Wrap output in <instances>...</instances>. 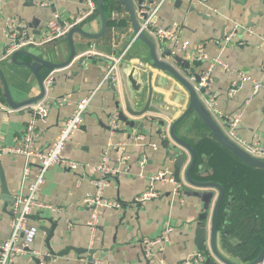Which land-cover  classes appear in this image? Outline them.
<instances>
[{
    "label": "crops",
    "instance_id": "obj_1",
    "mask_svg": "<svg viewBox=\"0 0 264 264\" xmlns=\"http://www.w3.org/2000/svg\"><path fill=\"white\" fill-rule=\"evenodd\" d=\"M157 1L150 0L148 3L153 6ZM193 1L167 0L159 8L156 22L164 26L177 24L182 27L183 37L191 44L202 43L208 59L192 60L191 49H188V53L178 56L189 61L195 72L209 77L207 96L214 98L215 107L223 117H239L238 134L248 141L258 140L264 145V90L255 91L251 84L246 83L230 93L236 77L218 65H209L212 57H219L231 68L244 70L264 84V0ZM37 2L38 0L0 2V55L7 46L3 34L4 16H18L29 34L37 37L42 34L46 22L54 12L71 21L85 8V0H56L54 5L49 7L40 6ZM104 3L110 6L105 33L96 39H88L74 33L76 53L71 64L61 69L41 66L38 71L43 80L48 76L52 78V83L41 100L48 109V116L45 121L38 120L36 123L38 136L35 147L38 150H44L57 136L63 122L72 113L75 102L97 87L107 64L105 55L121 53L126 49L125 54L133 57L128 61L130 63H138L142 54L147 55L146 45L135 38L129 12L117 0H107ZM234 24H240L242 27L230 42H214L216 38L220 39L228 34ZM78 25L90 33H97L101 29V18L95 11ZM26 49L56 63L63 62L69 55L66 36L43 46H29ZM6 60L0 61V67L12 99L21 102L36 96L39 93V85L35 76L26 67ZM17 60L28 61V58L20 54ZM143 65L150 69L147 62ZM153 72L154 76L160 75L164 78L160 87L153 88L154 92L163 96L164 108L177 106L182 95L175 89L178 86L176 81L166 72ZM116 85L115 95L109 83L104 84L95 93L80 129L66 144L63 157L67 160L95 164L110 140L124 141L125 145L109 152L111 165L117 167L120 172L109 175V185L104 190V197L116 201L119 207L101 209L96 238L90 245L87 226L90 210L83 200L94 191L91 184L93 176L84 173L82 169L72 171L53 166L46 172L37 198L56 210H35L33 214L51 217L56 222L51 239L55 253L65 246L95 248L94 258L99 261L97 264H179L197 251L193 243V231L201 211L199 202L195 203L192 197L183 195V188L179 195L172 194V185L168 182L157 184L161 194L156 199L136 203L134 197L147 188L148 179L152 174L160 170L173 172L175 156L185 151L172 140L169 147H163L161 139L153 132L157 128L156 124L151 125L148 120L142 128L130 127L120 121V128L112 136L108 128L109 115L115 108H124L119 76ZM179 89L182 90L180 86ZM56 98L65 100L59 105L54 102ZM179 107L175 114L172 111L173 118L179 116L185 108L184 105ZM30 115L28 106L9 108L3 98L0 81V145H19ZM144 116H155L158 120H164L166 125L171 121L165 115ZM177 130V134L189 142L195 152L199 153V159L201 158L198 164L203 167L204 173L195 169L194 173L192 171L195 176L193 177H212L215 173L210 164L212 155L202 152L204 138L213 139L211 135L189 117L178 125ZM136 135H142L140 140H134ZM162 136L169 138L168 135ZM143 153L147 154V159L141 166L139 161ZM124 154L127 159L125 163H120L119 159ZM0 165L9 194L16 197L20 191L25 193L26 185L21 184L23 157L0 154ZM35 169L36 163L32 162L29 179ZM185 184L184 182L183 187ZM257 193H261L258 188ZM3 196L0 182V242L9 235L11 217V207L6 204ZM247 197L255 199L256 202L245 200ZM241 198L236 201L239 204L235 203L233 208L226 212L230 224L224 241L230 245H223V239H219L218 244L220 251L236 262H246V257L257 249L256 245H253L254 241L255 244L258 242L257 238L262 237L260 233L264 230V199L260 200L248 189ZM29 223L38 228L40 224L50 225L49 222L38 219H30ZM166 226L171 228L167 239L161 247L155 245L156 259L150 261L145 256L142 241L144 238L158 236ZM218 226L219 236L224 224L220 222ZM45 238V233L39 230L32 244V247L40 252L39 257L42 260L43 256L48 254ZM87 256V252L77 253L70 249L67 254L56 255L51 261L45 259L41 264H89ZM11 264L37 263L26 253L16 255Z\"/></svg>",
    "mask_w": 264,
    "mask_h": 264
},
{
    "label": "built area",
    "instance_id": "obj_2",
    "mask_svg": "<svg viewBox=\"0 0 264 264\" xmlns=\"http://www.w3.org/2000/svg\"><path fill=\"white\" fill-rule=\"evenodd\" d=\"M2 1L3 0H0V2ZM55 1L56 0H38L37 4L49 7L53 6ZM133 1L135 2V11L140 31L150 36L154 40L157 48H159L161 44H167L171 48L172 52L182 55L188 53V49H191L190 52L192 54V60L208 59V55L205 52L202 43L191 44L188 39L183 37L181 26L177 24L164 26L156 22L159 8L167 0H158L153 6L148 3L150 0H141L139 3L138 0ZM188 1L194 2L193 0ZM95 11L96 0H85L84 10L78 17L71 21L63 19L58 12H54L51 18L46 22L42 34L37 37H33L29 34L28 30L25 28L18 16H4L3 34L6 37L7 46L4 52L0 55V61L8 59L15 50L29 46H43L44 44L50 43L57 38L63 37L71 27L78 25ZM241 27L242 25L240 24H234L228 34H225L220 39L216 38L214 42L220 44L230 42L236 35L238 29H241ZM125 53L126 49L119 53L117 57L105 55L106 58H110L111 62L106 64L99 84L92 91L88 92L87 95L81 97L75 102L72 113L63 122L57 136L44 150H38L35 147L36 138L38 136L36 123L38 120L45 121L48 116V109L42 101L28 106L30 108L31 117L27 121L23 130L20 138V144L0 145V154L23 157L24 168L21 177V184L23 186L26 185V192L24 193L20 191L19 195L16 196L13 206L11 207L9 235L5 240L0 242V264H11L16 255L26 253L41 259V257H39L41 256L40 252L32 247L39 228L38 226L29 223V215L33 214L35 210H43L47 208L56 210L55 207L46 204L37 198L40 188L45 181V174L48 169L53 166H61L72 171L82 169L84 173H88L93 176L91 184L94 187V191L92 194L87 195L83 200L84 205L90 210L87 222L90 245L93 244L96 238L101 209L105 207H119V204L116 201L104 197V190L109 185V175L120 172L117 167L111 165L109 152L110 150H114L125 145L126 143L124 141L116 142L114 140H110L100 159L95 164L67 160L63 157V152L66 144L80 129L86 110L95 93L104 84L117 82V66L124 58ZM209 65L210 67L218 65L224 71L231 73L236 77V81L231 85L230 93L235 92L240 86L246 83L251 84L253 90L255 91L264 90V84L261 81L252 78L244 70L231 68L227 62L219 57H212L209 61ZM208 78V76L202 75L199 86L207 84L206 80ZM43 82L47 90L52 83V78L48 76ZM64 100V98H56L54 102L61 105ZM205 103L209 111L218 118L225 134L233 142H235L248 154L264 159V145H262L258 140L248 141L238 134V116L230 118L224 117V120H220L223 116L215 107L214 98L212 96H207ZM119 112V108H115L109 115L108 128L112 136L117 132L121 125ZM164 135H167L166 130H164ZM141 137L142 135H136L134 140H140ZM152 146L155 147V144ZM126 159L127 155L124 154L120 157L119 161L120 163H125ZM146 159L147 154L143 153L140 156L139 161L141 166H143ZM32 162L36 163V169L32 178L29 179L32 172ZM164 182H168L172 185V194L176 196L181 192L184 183L182 181L176 182L172 172L169 170H160L149 177L147 188L134 197V202L144 203L158 198L161 192L157 188V184ZM170 230L171 228L166 226L158 236L143 239L142 244L144 245V253L150 261H154L156 259V253L154 252L155 245H163ZM205 256L206 253L204 251L197 250L183 259L179 264H203ZM95 263L97 264L99 261L96 260ZM257 264L264 263L261 262Z\"/></svg>",
    "mask_w": 264,
    "mask_h": 264
},
{
    "label": "water",
    "instance_id": "obj_3",
    "mask_svg": "<svg viewBox=\"0 0 264 264\" xmlns=\"http://www.w3.org/2000/svg\"><path fill=\"white\" fill-rule=\"evenodd\" d=\"M107 0H96V12H98L101 18V29L97 33H90L79 25L71 27L64 37L66 36L69 44V55L63 62H52L42 56L30 52L27 47L15 50L7 60H10L16 65H22L26 67L37 79L39 85V93L36 96L25 99L21 102H15L12 99L8 84L6 82L4 73L0 67V81L3 87V98L6 104L11 109H17L24 106H30L41 101L46 93V87L44 85L43 78L40 77L38 71L41 66H45L49 69H61L69 66L74 59L76 48L73 41V34L79 33L88 39H96L101 37L106 29L108 19L106 13L102 8V4ZM118 3L123 5L124 9L129 12L131 25L136 38L146 45L148 51L147 55L142 54L139 57L138 63H130L129 60L133 59L131 56L125 54L124 58L118 63L117 76L120 78V88L122 92L124 108L119 112V120L125 122L128 126L134 128H142L145 125V121H149L151 125L156 124L154 134L161 139L162 146L169 147L170 140L176 145L184 149V153L177 154L174 160L173 177L176 182L184 181L186 184L183 187L182 193L185 196H190L194 199L195 203L200 204V213L195 223L193 231V243L197 250L204 251L206 253L203 264H257L264 263V246L258 251V253L252 259H245L246 262H236L234 259H229L220 251L219 239H223L222 243L225 246L230 244L224 241L228 231L222 229L221 234L218 236L219 226L218 217L220 212V206L224 199L225 190L223 186L215 181L196 179L192 175V171L195 167L197 155L192 145L185 139L180 137L178 132V125L183 122L187 117L191 118L193 122L203 126L207 132L214 138L221 146L229 150L232 154L237 156L243 162L250 166L264 169V159L254 157L244 151L235 142H233L224 132L218 118L214 116L206 106L205 100L209 91V78L206 80L207 84L199 86L201 81V73L195 72L189 64V61L183 60L175 52L170 51L164 46L156 47L154 40L146 33L140 31L138 19L135 11V2L133 0H117ZM141 0H138V3ZM24 55L28 58V61H18V55ZM118 52H115L113 57H117ZM106 63H110V58H106ZM6 60V61H7ZM145 62L148 63L147 69ZM153 70L166 72L169 74L178 84L177 89L182 97L178 101V105L175 107L164 108L163 96L154 92L153 88L160 87V83L164 81L160 75L154 76ZM117 82H109L113 95L116 93ZM179 86L182 90L179 89ZM186 95V96H184ZM119 102L117 101V104ZM185 106L184 110L176 118L172 117V111H179V106ZM171 108V109H170ZM156 114L165 115L169 120V124H165L164 120H158L155 116L147 117L144 115ZM130 117V119L128 118ZM142 119V120H139ZM224 120L221 117L220 120ZM187 127H185L186 129ZM166 130L169 138L162 136ZM169 154L170 150L168 149ZM201 165L197 166L199 172L204 173ZM0 182L3 192V198L7 205L13 206L16 197L11 196L8 192L5 178L3 175L2 166L0 165ZM227 218V215L225 216ZM31 220H43L49 222V226L40 224L39 230L45 233V246L48 250L47 256H43V260L32 256L37 264H41L45 259L52 260L56 255H65L70 249L75 250L77 253L87 252V261L89 264H96L94 254L95 248H75L65 246L58 252H54L51 245V239L54 236V230L56 222L51 217H41L39 214H30ZM226 220V219H225ZM47 262V261H46ZM43 263V262H42Z\"/></svg>",
    "mask_w": 264,
    "mask_h": 264
},
{
    "label": "trees",
    "instance_id": "obj_4",
    "mask_svg": "<svg viewBox=\"0 0 264 264\" xmlns=\"http://www.w3.org/2000/svg\"><path fill=\"white\" fill-rule=\"evenodd\" d=\"M102 8L106 13V16L109 17L110 6L107 3H103ZM202 152L212 155L210 158V164L212 165L215 173L212 177L210 176L209 178L198 177L196 179H209L218 183L221 182L222 184H220L224 186L225 195L220 206L218 225L220 222L223 223L224 230L228 231V226L230 223L229 220L225 217L226 212L229 210V208H233L235 203L239 204V202H236L237 199H242L241 196L246 193L247 189L248 191H253V193L257 195L260 200L264 199V195H262L264 193V169L256 168L243 162L229 150L221 146L214 138H204L202 143ZM196 154L197 160L193 169V173L195 172V169L197 171V166L199 165L198 161L201 159H199V153H197V151ZM257 188L261 190L260 194L257 193ZM235 191L237 192V194ZM240 191L242 193L241 195ZM246 199L248 201H252L253 203L256 202L253 198L247 197L245 198V200ZM258 203L260 202L258 201ZM260 235L262 237L257 238L258 242L255 244L254 241L253 243V245H256L257 249L252 254H249L246 259H252L258 253L261 247L264 246V230L261 231Z\"/></svg>",
    "mask_w": 264,
    "mask_h": 264
},
{
    "label": "rangeland",
    "instance_id": "obj_5",
    "mask_svg": "<svg viewBox=\"0 0 264 264\" xmlns=\"http://www.w3.org/2000/svg\"><path fill=\"white\" fill-rule=\"evenodd\" d=\"M161 46L162 47L164 46L165 48H167V50L169 49L171 51V48L167 44H165V45L161 44Z\"/></svg>",
    "mask_w": 264,
    "mask_h": 264
}]
</instances>
